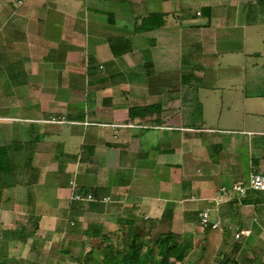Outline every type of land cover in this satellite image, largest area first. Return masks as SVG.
Masks as SVG:
<instances>
[{"label":"crops","instance_id":"crops-1","mask_svg":"<svg viewBox=\"0 0 264 264\" xmlns=\"http://www.w3.org/2000/svg\"><path fill=\"white\" fill-rule=\"evenodd\" d=\"M151 14L164 26L136 32ZM150 106L152 118L131 120ZM0 147L41 164L52 198L39 227L50 234L58 212L85 205L70 199L77 177L126 218L164 217L235 257L252 251L264 206L219 191L264 172V0H0ZM206 211L219 228L201 226ZM242 230L251 235L237 240Z\"/></svg>","mask_w":264,"mask_h":264},{"label":"rangeland","instance_id":"rangeland-1","mask_svg":"<svg viewBox=\"0 0 264 264\" xmlns=\"http://www.w3.org/2000/svg\"><path fill=\"white\" fill-rule=\"evenodd\" d=\"M59 120L62 119L56 117L51 123H57ZM121 129L123 128L117 130L121 131ZM52 149L56 150L55 147H52ZM25 151H27V148ZM25 155L15 159V162H13L14 171L5 178L1 176L2 179H0V209L4 206L11 208L7 215L4 213L2 216L0 215V237L3 241H8L6 247L8 250L6 253L2 252L0 254V264H98L97 258L100 251L97 242H100L104 237L110 238L114 245L123 249L127 246V234L134 227L144 228L146 230L145 235L148 237H155L160 233L173 231L175 228L164 217L156 225L150 222L147 217L142 216L136 221L134 227L126 224L133 219L126 218L129 217L125 215L126 211L115 213L116 208L108 210L106 205L116 202V200L108 198L107 204L101 202L103 200L100 199L96 202L105 206H102L100 213L93 211V203L82 202L81 204L85 205H82L79 209L71 207V210L66 207L65 210L58 212V221L62 224L51 234L46 230H41L39 227L40 216L47 213V211L41 210L40 206L44 204L46 196L47 199L52 198L50 197L51 186L49 187L51 184L41 179V164L25 163ZM73 181L76 185L74 192L80 191L77 177L71 178L70 188L72 189L71 182ZM19 182L26 184L28 187H24L22 184L19 185ZM39 183H41L40 187L38 186ZM73 194L70 196L71 201H74ZM47 207H51V205ZM262 210V212H259V219L254 227L257 237L253 240L254 244L252 246L254 248L251 247L253 252H241L236 257L234 253L230 252V260L234 262L231 264H264V208ZM246 216L248 214L241 213L240 220L248 219ZM10 223H18L19 225L16 228L18 230L25 226L27 229L24 235L29 237L28 240L23 241L21 240L23 238L19 237L20 239H17V237H14L9 232ZM192 239L197 247L188 251L186 263L221 264L225 251L227 253L231 251L230 247L219 244V241L214 238L208 241L205 235H200V238L199 236L193 237ZM94 247H96V250ZM11 254L12 257L9 258Z\"/></svg>","mask_w":264,"mask_h":264},{"label":"trees","instance_id":"trees-1","mask_svg":"<svg viewBox=\"0 0 264 264\" xmlns=\"http://www.w3.org/2000/svg\"><path fill=\"white\" fill-rule=\"evenodd\" d=\"M141 25L136 28V32L151 31L164 26V15L151 14L142 19ZM117 51L115 50V54ZM154 106L150 107H133L129 114L131 120L135 121L138 118H152ZM14 171L13 162L9 156L7 147H0V179L1 176L5 178L8 174ZM82 193H91L88 190L81 189ZM80 203V202H79ZM200 217V215H199ZM201 221V218H199ZM127 222L134 227L135 220ZM201 226L205 230L212 229L211 225L205 226L201 221ZM19 225V224H18ZM26 227L23 226L20 230L12 231L14 237L26 241L29 237H25L24 233ZM146 230L141 227H134L129 234H127V246L120 249L111 242V239L104 237L97 242L100 255H98V264H190L186 263V255L188 251L195 249L193 240L185 237L181 233L169 231L167 233H160L155 237L146 236ZM23 236V237H22ZM20 237V238H19ZM240 240V239H237ZM239 244L236 247L239 248ZM96 250V247H94ZM230 252H226L222 256L221 264L234 263L230 259ZM233 254V253H232ZM90 264V263H89Z\"/></svg>","mask_w":264,"mask_h":264},{"label":"built area","instance_id":"built-area-1","mask_svg":"<svg viewBox=\"0 0 264 264\" xmlns=\"http://www.w3.org/2000/svg\"><path fill=\"white\" fill-rule=\"evenodd\" d=\"M15 6L21 7L23 6L28 0H9ZM104 127H112L113 129H120L125 127H138V125L128 124V125H103ZM141 127V126H139ZM72 189L74 190L76 185L71 182ZM221 196L231 202H236L240 205H244L250 197L253 195L255 197L256 203L255 205H262L264 206V172L259 171L256 167H252L249 173V176L244 181H239L231 186H223L220 189ZM74 201L80 203H96L98 199L92 193H82L81 190L74 192ZM108 198L103 199L101 202H108ZM200 218L202 223L205 226L211 225L213 229H217L220 226L219 222H212L210 218L209 212H203L200 214ZM251 235L250 230H242L236 234V239H241L242 237H248Z\"/></svg>","mask_w":264,"mask_h":264}]
</instances>
